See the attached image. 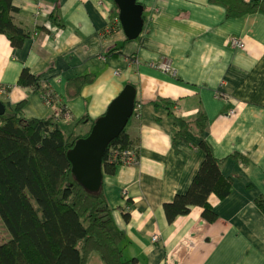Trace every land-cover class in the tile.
<instances>
[{"label": "crops", "instance_id": "1", "mask_svg": "<svg viewBox=\"0 0 264 264\" xmlns=\"http://www.w3.org/2000/svg\"><path fill=\"white\" fill-rule=\"evenodd\" d=\"M143 3L144 31L129 40L114 0H14L16 23L31 37L17 48L0 35V87L6 90L0 100L10 106L26 101L25 119H46L58 109L46 102L43 90H54L73 117L63 119L61 128L69 133L84 117L83 133L88 120L104 115L123 88L134 84L137 105L128 128L139 160L117 165L103 183L125 232V258L139 264H264V212L256 204L264 197V12L235 18L210 0ZM234 37L244 39V49L231 45ZM121 45V55L105 56ZM164 59L177 77L156 68ZM24 69L42 76V89L19 84ZM89 74L95 80L78 96L67 89L69 81ZM163 98L176 102L173 112L156 105ZM202 114V134L184 130L173 144L181 120ZM201 141L224 159L221 172L233 179V191L222 200L213 197L215 223L198 206L170 223L164 204L191 187L205 159ZM235 152L248 162L229 157ZM90 264L104 262L94 254Z\"/></svg>", "mask_w": 264, "mask_h": 264}, {"label": "trees", "instance_id": "2", "mask_svg": "<svg viewBox=\"0 0 264 264\" xmlns=\"http://www.w3.org/2000/svg\"><path fill=\"white\" fill-rule=\"evenodd\" d=\"M210 1L224 6L229 17L264 12L263 3L258 1ZM18 11L14 0H0V35L11 46L20 48L31 35L16 23ZM114 31L111 26L109 34ZM123 48L113 46L105 56L121 55ZM41 78L24 69L19 84L42 89ZM94 80V74L84 75L69 81L67 89H76L78 96ZM49 91L44 89L43 96L58 109L51 117L25 119L22 110L26 101L16 106L7 104L6 113L0 116V264H89L92 254H98L104 264H139L136 259L124 256L125 232L114 218V208L103 187L99 193H90L72 174L67 154L77 140L89 135L95 120H88L89 129L84 133L79 132V126L86 121L84 117L71 127L70 133L65 132L60 122L67 114L72 116L71 109L54 90L47 99ZM156 105L173 112L177 104L163 98ZM180 124L182 130L174 133L173 144L181 139L184 130L200 136L206 128L207 117L202 114L193 121L181 120ZM197 146L204 151L205 159L191 187L164 204L170 223L178 216L187 215L191 206L203 208L204 218L215 223L219 217L213 197L222 200L233 191V179L221 172L224 159L215 157L211 144L206 141ZM128 150L137 149L127 125L105 153L104 174H114L117 165H125L121 153ZM229 157L248 162L239 152ZM256 204L264 212L263 196L256 199ZM124 220H129V214L124 215Z\"/></svg>", "mask_w": 264, "mask_h": 264}, {"label": "water", "instance_id": "3", "mask_svg": "<svg viewBox=\"0 0 264 264\" xmlns=\"http://www.w3.org/2000/svg\"><path fill=\"white\" fill-rule=\"evenodd\" d=\"M119 10L121 27L129 40L138 39L145 25L143 0H114ZM137 88L127 84L112 100L103 116L95 120L87 137L76 141L67 156L78 184L90 193H99L104 183L103 159L113 140L127 127L135 113ZM0 100V116L6 113Z\"/></svg>", "mask_w": 264, "mask_h": 264}, {"label": "built area", "instance_id": "4", "mask_svg": "<svg viewBox=\"0 0 264 264\" xmlns=\"http://www.w3.org/2000/svg\"><path fill=\"white\" fill-rule=\"evenodd\" d=\"M153 2H154L153 11H157V5L156 4L158 1H153ZM230 41H231V45L236 49L241 50V49L245 48V41L242 37H234V38H231ZM155 66H157L159 69L165 71L166 73L168 72L172 75L178 74L176 68L172 65V63L169 62L168 59H164L162 62H160V64L155 65ZM5 92H6L5 88L0 87V95H4ZM51 95H52V92L49 91L47 93L46 98L49 99L48 97H50ZM65 109H66V107H65ZM136 151L135 150H128V151H124L123 153H121L122 154L121 157L125 160V165L129 166V165H133L137 162L138 156L136 154ZM158 238H159V236L155 235L153 237V242L158 241Z\"/></svg>", "mask_w": 264, "mask_h": 264}, {"label": "rangeland", "instance_id": "5", "mask_svg": "<svg viewBox=\"0 0 264 264\" xmlns=\"http://www.w3.org/2000/svg\"><path fill=\"white\" fill-rule=\"evenodd\" d=\"M113 28H115V24L113 25ZM144 31V30H143ZM108 33H109V31H108ZM104 60L106 59V58H103ZM156 68L157 69H159L157 66H156ZM159 70H161V69H159ZM163 71V70H162ZM165 72V71H164ZM117 73V72H116ZM166 73V72H165ZM166 74H169L170 76H172V77H177L178 76V74H176V75H172V74H170V73H166ZM2 96V95H1ZM61 110V109H60ZM232 113H234V111H232ZM103 116V115H102ZM73 117L72 116H70V115H67L66 116V119H69V120H71ZM69 131V133L72 131V129H70V130H68ZM84 133V132H83ZM136 154H137V156L139 155V150H138V148H137V151H136ZM138 160H139V156H138ZM138 160H137V162L135 163V164H133V165H129V166H135L137 163H138ZM96 255H98V254H96ZM99 256V255H98ZM92 257H93V254L91 255V258H90V261H91V259H92ZM102 260V259H101ZM90 261H89V264H90Z\"/></svg>", "mask_w": 264, "mask_h": 264}, {"label": "clouds", "instance_id": "6", "mask_svg": "<svg viewBox=\"0 0 264 264\" xmlns=\"http://www.w3.org/2000/svg\"><path fill=\"white\" fill-rule=\"evenodd\" d=\"M143 1H144V0H143ZM144 16H145L144 18H145V22H146V15L144 14Z\"/></svg>", "mask_w": 264, "mask_h": 264}]
</instances>
